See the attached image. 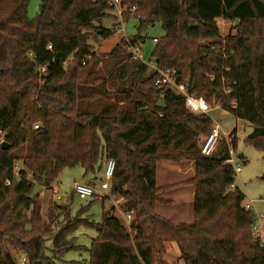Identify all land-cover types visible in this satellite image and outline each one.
Masks as SVG:
<instances>
[{
	"label": "trees",
	"instance_id": "obj_1",
	"mask_svg": "<svg viewBox=\"0 0 264 264\" xmlns=\"http://www.w3.org/2000/svg\"><path fill=\"white\" fill-rule=\"evenodd\" d=\"M30 1L0 0V142L9 144H0V264H19L9 247L29 264H58L84 249L69 239L80 226L98 232L91 264H163L174 243L185 264H264L227 141L212 157L201 153L212 113L190 112L185 96L159 88V73L128 49L142 47L143 31L161 23L151 61L176 70L188 95L249 124L245 142L264 152V0H123L135 7L125 19L137 20L138 34L107 54L95 45L119 31L108 0H42L36 18ZM109 19L116 23L106 27ZM220 21L231 25L227 36ZM110 159V193L124 201L123 214L134 212L130 226L112 206L100 224L76 218V227L54 234L56 213L66 218L71 204L55 200L46 223L41 190L55 187L66 168L95 176ZM182 159L193 162L194 177L159 187L162 162ZM184 187L195 192L194 219L173 223L157 212L173 203L160 196Z\"/></svg>",
	"mask_w": 264,
	"mask_h": 264
},
{
	"label": "rangeland",
	"instance_id": "obj_2",
	"mask_svg": "<svg viewBox=\"0 0 264 264\" xmlns=\"http://www.w3.org/2000/svg\"><path fill=\"white\" fill-rule=\"evenodd\" d=\"M42 0H31L29 5V16L31 18H36L39 12L40 4ZM116 20L109 19L105 22L106 27H111ZM137 20L135 18H130L126 20L123 30L117 31L118 36L122 35L126 38L134 37L138 34L137 32ZM221 27V32L224 36L228 35L230 32L231 25L228 23L219 22ZM165 35V31L161 25V23L156 24L153 27L146 28L143 31L142 36L146 38L145 43L142 45L141 49L144 53V59L146 62H149L153 58V53L155 50L154 43L152 42L153 38H162ZM123 37L122 39H126ZM113 41V37L110 38ZM104 41V40H103ZM103 41H99L98 44L95 45V51L97 54H107L100 50V45ZM110 43L108 42L107 45ZM107 45L105 47H107ZM212 118L214 123H219L222 131L228 130H236L238 129V139L234 148V159L236 163L240 164L242 167V172L236 175L235 183L236 186L239 187L245 194L244 205L253 204L252 211L259 218L263 217L264 221V152L259 151L254 146L247 144L246 138L252 133L253 128L244 121L237 120L233 114L224 111V110H216L212 112ZM206 134L201 135L200 142ZM200 145V144H199ZM167 165H175L180 166L182 172L174 173L171 169V173L169 169H165ZM193 167L194 164L189 159H182L179 162H171V161H163L159 166L160 177L163 181L166 179H172V182L180 183L185 182L187 179H190L193 175ZM164 178V179H163ZM92 181L95 184L97 189H100L101 184H103L105 179V168L103 167L101 171L97 172L95 176L87 175L84 176V171L81 167L74 168H66L59 175L56 187L58 189V194L55 195L63 198L62 205H70L71 204V214H69L66 218L62 216L64 213H56V223L53 225L54 234L58 233L59 229L66 227H73L71 225L74 224L76 227L75 219H87L89 222L94 224H100L103 222V213L105 210L111 209L112 206L115 207L117 216L123 221V223L128 227L131 222H127L124 218L123 211L125 208L123 207L124 201L122 198L116 195H111L110 190L108 192V200L103 203L102 199L91 198L87 200H81L76 194L74 195V187L76 184L86 183ZM184 191L180 189L175 190L173 193H164L160 197L167 202V200L172 201L170 205H162L157 208V212L162 210L163 213L165 211L170 212V214H182V215H190L191 206L189 203V196L187 195L186 187L182 188ZM182 191L184 193L179 192ZM182 196V198H179ZM51 197V196H48ZM41 198V197H40ZM51 211L50 214H46L44 208L42 210L43 220L46 223L51 222V217L54 212V203L51 202ZM90 204L89 209L85 213L80 211L83 207H87ZM50 216V217H49ZM135 215L133 217V220ZM65 219V220H64ZM84 222V221H83ZM76 223V224H75ZM70 225V226H69ZM98 237V232L96 228L90 226H80L74 234H72L70 238H74V242L76 246H82L83 250H73L68 253H65L61 256V261H58V264H91V254L90 249ZM169 244L167 246V253L164 255L163 264H179V259L175 255V252L171 251ZM47 248L49 255H52L53 244L52 241H47ZM10 252L15 256L17 262H20L22 258V254L17 253L12 247H9ZM170 252V253H169ZM180 255V254H179ZM24 257V256H23Z\"/></svg>",
	"mask_w": 264,
	"mask_h": 264
},
{
	"label": "built area",
	"instance_id": "obj_3",
	"mask_svg": "<svg viewBox=\"0 0 264 264\" xmlns=\"http://www.w3.org/2000/svg\"><path fill=\"white\" fill-rule=\"evenodd\" d=\"M110 4L114 7L115 13L118 16V30L122 31L123 26L126 22L125 15L129 12H132L135 10L134 6H125L123 0H108ZM152 42L154 45L158 43V38H153ZM49 49H52L51 46H49ZM129 51L133 54L135 59H138L139 61L143 62L144 64H147L150 68L153 70H156L159 73V76L156 80V85L159 88H165L166 92L171 93H177L182 94L186 98V105L187 108L190 110V112L194 114H207L210 115L213 111L218 110L216 108L215 110L211 107V105L202 97L194 96V95H188L187 88L185 84L180 83L177 81V71L176 70H166L162 71L152 62H146L144 53L142 52V49L140 46H128ZM85 65V61L82 63ZM45 69H42V72H44ZM210 79L212 81L215 80V76H211ZM36 130L39 129V125H36L34 127ZM226 140L229 146V153H230V159L227 161L228 163L232 164L235 168L236 175L242 172V167L240 164L236 163V160L234 159V148L235 144L238 139V129L235 130H228V131H222L219 123L214 124L211 132L207 135H205L200 143V150L202 155L206 157H212L218 152L219 144L222 140ZM4 141H1L0 144L2 145ZM115 170V161L110 159L107 161L105 166V179L106 181L101 184L100 189H97L94 185L91 184H85L80 183L76 184L74 187V194H76L81 200H87L91 198L96 199H104L109 197L108 192L110 190V181L113 177ZM7 185H10V183H7ZM47 190L46 188H43L42 191ZM49 191H52L54 195L58 194L57 187H53ZM57 201H61L62 197L57 196ZM39 205L41 206L43 204V199L40 198L38 201ZM253 204H246L245 209L247 211H252ZM134 217V212H126L124 213V218L127 222H131ZM253 228V240L254 242L258 243L261 247L264 248V221L263 217H257L255 215V221L252 226ZM19 264H29L26 257H22L20 259Z\"/></svg>",
	"mask_w": 264,
	"mask_h": 264
},
{
	"label": "crops",
	"instance_id": "obj_4",
	"mask_svg": "<svg viewBox=\"0 0 264 264\" xmlns=\"http://www.w3.org/2000/svg\"><path fill=\"white\" fill-rule=\"evenodd\" d=\"M224 23V22H222ZM115 24V23H114ZM125 37V36H122V35H119L118 36V33H116L114 36H113V41L112 39H107V40H104L101 45H100V50L102 52H105V53H109L121 40L122 38ZM112 38V37H111ZM126 38V37H125ZM108 42L110 43L109 45ZM107 45V47H105ZM105 168V165L103 166ZM180 166H175V165H167L166 166V170L169 169L170 170V173H171V169L174 173H179V172H182V169L179 168ZM84 171V170H83ZM194 168H193V175L191 177H194ZM84 176L86 177L87 175H85V172H84ZM89 176V175H88ZM93 176V175H92ZM164 179V178H163ZM85 183V182H84ZM175 182H172V179H164L163 181L161 180V177H160V171L158 170V176H157V184L159 187H164L166 185H171V184H174ZM85 184H91V185H94L95 184L92 182V181H89V182H86ZM182 191H184L185 189H181ZM188 193L187 195L189 196L188 200H189V203H190V206H191V212H190V215H182V214H170V212L168 211H165L166 213H163L162 210L159 209L158 213L162 216H164L165 218L169 219L171 222L173 223H180V222H186V223H192L193 222V219H194V214H193V203H194V196H195V192L193 189L191 188H188L187 189ZM182 191H178L179 194L180 193H184ZM174 192V191H173ZM173 192H169V193H173ZM48 196H51V197H48ZM40 197L43 199V204L41 205L42 208H44V210L46 211V214H50V211H51V202L54 203V201L56 200L55 198V195L53 194L52 191H49V190H45V191H42L41 190V193H40ZM179 198H182V196H180ZM61 203H64L63 202V198L62 200L60 201ZM50 217V216H49ZM171 251L175 252V255L177 256V259H179V264H185V262L181 259L180 257V250L178 248V246L174 243V244H171L170 245V248H169ZM170 253V252H169Z\"/></svg>",
	"mask_w": 264,
	"mask_h": 264
},
{
	"label": "water",
	"instance_id": "obj_5",
	"mask_svg": "<svg viewBox=\"0 0 264 264\" xmlns=\"http://www.w3.org/2000/svg\"><path fill=\"white\" fill-rule=\"evenodd\" d=\"M157 107H158V108H165V104H164V102H163L162 100H160V101L158 102V104H157ZM2 147H3L4 149H8V148H9V144L6 143V142H3Z\"/></svg>",
	"mask_w": 264,
	"mask_h": 264
}]
</instances>
